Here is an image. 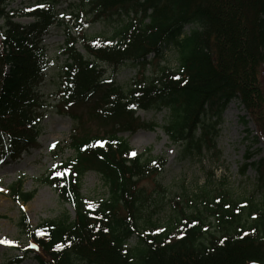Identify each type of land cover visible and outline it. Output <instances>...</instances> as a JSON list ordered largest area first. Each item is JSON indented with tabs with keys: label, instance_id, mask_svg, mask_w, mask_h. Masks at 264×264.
<instances>
[{
	"label": "trees",
	"instance_id": "trees-1",
	"mask_svg": "<svg viewBox=\"0 0 264 264\" xmlns=\"http://www.w3.org/2000/svg\"><path fill=\"white\" fill-rule=\"evenodd\" d=\"M15 1L0 0V20L5 21L0 27L2 158L16 160L38 145L45 103L39 87L49 68L43 38L53 27L66 31L57 112L74 117V108L88 105L91 120L102 119L106 129L88 133L81 118L74 117L78 128L66 148L73 156L39 180L75 216L65 211L32 227L22 213L19 227L41 254L32 252L36 263L264 264V190L259 198L242 201L229 191L201 188L194 194L201 201L195 211L181 209L163 226L145 213L147 198L138 185L163 173L167 160L151 150L135 154L121 136L148 128L137 118L139 111L164 109V133L188 152L211 141L210 110L218 107L220 115L232 100L241 101L264 136V0H84L88 12H75L76 32L58 11L68 0H36L29 12L7 11ZM89 13L96 19L116 13L127 21L112 38L96 40L83 34V17ZM16 17L33 21L24 24ZM169 47L177 51V67H164L127 89L102 66L145 68L150 56L162 57ZM55 148L64 150L59 144ZM252 165L264 187V159ZM90 171L101 174L109 193L93 204L82 194ZM24 184L20 178L9 187L14 202L27 204L37 195V189L26 191Z\"/></svg>",
	"mask_w": 264,
	"mask_h": 264
},
{
	"label": "rangeland",
	"instance_id": "rangeland-1",
	"mask_svg": "<svg viewBox=\"0 0 264 264\" xmlns=\"http://www.w3.org/2000/svg\"><path fill=\"white\" fill-rule=\"evenodd\" d=\"M35 1H22L24 3L20 0L15 1L8 5L7 11L29 12V6ZM83 2L84 0H68L58 7L59 13L66 15L63 18L66 26L75 32L80 25L76 14L80 9L88 12L87 7L82 6ZM83 19V34L96 40L112 38L127 21L126 16H119L116 13H107L97 19L89 13ZM15 21L29 24L33 20L31 17H16ZM4 22L0 20V27L4 26ZM186 29L188 31L189 27ZM65 32L61 28L53 27L43 38L49 68L45 80L39 87L45 103L41 109L43 112L41 135L37 147L13 161L10 158L6 160L2 158L0 147V240L14 242L0 243V264H37L35 254L32 252L41 255L36 244L19 227L22 213L26 214L32 227H37L43 221L55 219L65 211L72 217L75 216L72 207L62 203L53 188L41 185L39 181L60 161L73 156V150L66 148L70 144L72 130L78 128L74 117L81 118L83 129L88 133L103 134L106 130L102 119L91 120L88 105L74 108L72 112L74 117L60 115L57 112L55 106L58 103L61 82L60 66L65 58L62 55ZM3 39L0 34V49ZM80 50L82 51L81 48ZM177 59V51L169 47L162 57L150 56V62L145 68L140 69L131 64L113 66L104 63L102 66L109 77L114 76L115 80L127 89L144 77L157 76L164 67L176 68ZM261 82L264 91V70ZM217 112L219 108L215 107L206 118L207 124L211 126L209 135L211 141L203 143L200 147L190 146L188 152H185L183 146L172 144L164 133L162 127L168 117V111L164 109L139 111L137 118L148 128L139 129L135 133L121 134L129 141L135 154H146L151 150L152 156L164 157L167 160L163 173L143 179L138 185L147 198L145 213L152 215L154 222L164 226L169 217L178 214L181 209L187 213L195 211L201 201L194 199V194L201 188L215 194L229 191L232 196L243 198L242 201L261 196L264 190L263 183L258 182V175L252 164L264 159V136L240 100H232L220 115H217ZM58 144L60 149L64 150L56 149ZM56 154H59L57 159ZM20 178L25 180L26 191L38 190L35 198L27 204L14 202L10 197L9 187ZM82 194L89 204L101 202L109 197L108 187L100 173L90 171L84 176ZM136 241V237L133 238L130 246H135Z\"/></svg>",
	"mask_w": 264,
	"mask_h": 264
},
{
	"label": "snow or ice",
	"instance_id": "snow-or-ice-1",
	"mask_svg": "<svg viewBox=\"0 0 264 264\" xmlns=\"http://www.w3.org/2000/svg\"><path fill=\"white\" fill-rule=\"evenodd\" d=\"M0 243H4V244H12V243H14V242H12V241H8V240H0ZM33 247H35V246L33 245Z\"/></svg>",
	"mask_w": 264,
	"mask_h": 264
}]
</instances>
